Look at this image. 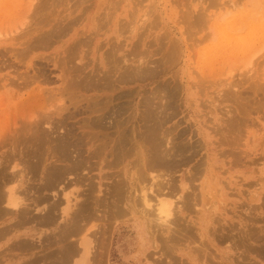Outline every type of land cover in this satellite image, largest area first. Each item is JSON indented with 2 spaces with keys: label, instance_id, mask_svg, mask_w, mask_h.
Segmentation results:
<instances>
[{
  "label": "rangeland",
  "instance_id": "rangeland-1",
  "mask_svg": "<svg viewBox=\"0 0 264 264\" xmlns=\"http://www.w3.org/2000/svg\"><path fill=\"white\" fill-rule=\"evenodd\" d=\"M15 1L16 0H0V11L2 10V8H4L0 12V17H2L1 14L9 17L6 20L5 16H3L4 23L8 26L2 27L1 25L5 24L2 23L3 20H0V62L3 61V63H0V65L2 66L0 67V104H2V106L0 105V108H2L0 109V128L3 129L5 128V126L8 127V125H5L7 123H5L6 119H4V117H7V119H9L7 121L9 122L12 121L15 117L20 116V113L22 114L23 112H25V110L27 112L23 113L24 115H26L29 111L35 109L37 111V109L39 108L37 106V103L40 102L36 103V108H31L29 107V105L35 106V104L31 105L29 101L27 102L26 100H23V98H21L23 94H26L28 90L34 88L36 85L40 84L42 89H45L46 91L48 89L51 92V94H49V92L44 93V97L47 98L45 99V104H51V101L54 98L55 101L53 100L52 102H56V100L58 99H56V97H61V94L57 92V89L61 87V81L59 79L61 70L60 68H55L53 64H51V62L48 63V60H45L44 57L46 59L49 58L50 61L53 58L58 57L57 55L62 53L65 46L67 47L71 43L70 39L72 36H74V33H77V31L87 32L85 36L83 35V37H81L82 39L85 38L86 40L90 41L89 46H86L84 48L87 58L85 57L83 63L90 62V66L85 71V73H91L92 68L94 67L95 71L100 70L99 72L101 73L99 76L102 77L104 73H107V71L105 67L103 68V66L105 65L101 64L100 62V56L104 54V52L106 53V51H109L110 49L112 50V47L113 49H118L115 51L112 50V53L117 51L113 54V59L115 58L114 61L116 63L114 67L116 69L110 66L112 67L111 71L113 70L116 75L114 77V74H112L113 72H111V77L113 76V83L114 81L117 82L115 83L116 91L112 93L106 92L104 94V92L101 91L99 92L93 90L92 92L89 91L86 93V91L82 90L80 91V93L79 91L76 92V94L73 96L69 93L67 94L66 92V96L64 97V99L67 106L69 104L71 105V103L73 102L72 107H69V111L76 114L74 118H70L68 120L69 124L79 126V123L82 122L83 119H85L86 115L81 114L80 112L83 111L85 104L87 106L88 102L85 99L86 97H88V99H92V97L96 98L98 96L105 98L106 95H111L114 97V100L112 99V105H114L116 110L119 109L118 111H120L121 109L127 107V109L125 108V110H123L125 114L123 113V111L118 112L115 120H123L125 122L128 121L127 124L129 127V131L134 130L135 132H132L137 134L139 138L144 136L143 138L148 142L147 139L149 137H147V135H150L149 132L152 123L147 118V114L153 113L154 110L156 111L155 108L157 107L159 108L157 109L158 112H161V106L164 105L165 102L167 103L168 101L169 104L171 103L172 107L167 111L169 121L165 124L166 126L164 128L169 131L172 129V135H180L178 137L176 136L177 138H179L176 140L177 142H187L186 144H189L188 146H191V148L189 147L188 149H191L192 151H188L187 154L185 152L184 155L187 156L191 154L190 152H192V160L190 159V162L186 160L188 163L185 162V160H183L184 162L181 160V163L183 162V165L180 164L179 166H175L176 168L171 170L173 173L168 171V173L171 174L168 175L169 178L166 174H164L166 172H162L165 170L155 171V175H158L156 174V172L159 173V180H161L162 177L163 179L166 178V180L170 179L172 180V182L175 181L174 184L177 186V188L179 189L178 192L180 193H178V197L181 195L185 196V193H187L186 188L190 186L188 182V173L191 170L193 172V168L196 164L201 162L204 163L208 159L210 162L209 164L213 165V171H210L212 168L210 167L208 171H204L203 174L200 173V178L195 181V191L198 190L196 193L198 195V198H200L199 205H201L195 209H204L205 214L203 213L202 217L207 220L206 222L208 225L215 223L217 219L220 221V224L225 225V232H219L220 234H218V240L215 241V244L218 246V248H220L224 257L232 255L233 259L235 258L236 260H234L241 264H243V262H245L246 264L248 262L255 264H264V256L258 255V252L256 253V250H253L255 247L258 248L260 247V244L263 245L264 243V206L263 208H261V205H264V189H261V186L264 188V0H218L219 2L216 0H213V2H211L212 0H86V2L84 0H43V2H40L42 0H38L39 4L42 3L41 5L36 3L37 0L36 2L32 0L34 2H31V4L33 3L32 6L34 5L32 9L29 6L30 4H26L30 3L28 2L29 0H26L27 2H23L24 0H20L21 3L23 2L22 4L19 3L20 1ZM235 2L236 4L234 5ZM18 3L21 5L16 6ZM47 3L49 5H47ZM37 4L40 6V8L41 6H44L43 9L41 8L43 11L45 10L44 14L41 12L42 10L40 11L39 7V10L33 9L35 6H38ZM45 5H47L48 7ZM9 7H11V9L13 10L17 9L19 13H17L18 11L12 12L11 16L10 13L13 10H10ZM20 7H22L21 10H19ZM24 7L28 8L26 12H28V14L30 13V16L24 13ZM186 8L190 11H188ZM29 9L33 10L35 12V15L36 13L41 12L39 13L41 15L38 14L41 18L37 15L35 16L39 17L40 20L39 18H35V20L33 18L34 16L31 18V10ZM204 9H207L205 12L206 14H204L206 16H209L207 17L209 18V21H206V16L202 15ZM188 12L191 13L189 14ZM198 12L199 14L202 13L200 15L204 17V19L202 18L204 20H202L203 22L201 20H197L199 21V23L196 22L197 17L195 15ZM23 13L28 16H24ZM71 13L72 15L70 17H65L69 16V14ZM107 13H111L110 16L109 14L108 16H106ZM199 14H197V16ZM13 15L14 17L17 15V19H15V21L17 22L21 18L24 20V16L26 19L24 21H21V19L20 21L21 24H23L22 22H24L23 25L28 24L27 27L22 25L24 28H22L23 30L21 31V29L19 28V25L21 26V24H19V22L17 29L20 30L15 29L19 32H12L17 25V22H14ZM211 15L212 18H210ZM80 16L81 18H79ZM193 16H195V20L192 19ZM64 17L67 19H63ZM184 17L186 20L183 19ZM27 18H30V23L33 22L31 23L32 28L29 26V23H25V21H28ZM42 18L44 19V22H48H46V24L48 25H46L43 21V23L41 22ZM75 19H79L75 22L76 25H73L74 31L76 32H74L72 28H69L67 31H65V33H63V37L54 39L55 42H52L51 46L49 44V47L45 46L47 48H42L39 46V48L34 47V44H38L36 43V37L38 36V33L36 32L37 29L34 28L41 27L39 29H42L43 32H47L53 28V25H58V23L68 24V22L74 21ZM5 20H9V22H6ZM38 21H40L39 23H42L44 25L39 24ZM96 21L99 23H96ZM36 22L38 24H36L37 26L34 27V24ZM190 22H192L193 24L189 25L191 24ZM194 22H196L195 25ZM204 22L205 24L207 22V25H205ZM11 23H13V25ZM95 24H101L98 26L100 28L96 30V33L94 31L95 27L93 28ZM198 26H201V29L200 27L198 28ZM219 26H221L222 28L224 27V30ZM7 28L9 30H12L9 31L7 30ZM27 28L29 30L31 29V34L29 33L30 35L25 33V29ZM6 30L8 33L5 32ZM89 30H91V32H88ZM22 33L24 35H22ZM223 33L225 34L223 35ZM1 34L6 36H4L5 39ZM25 39L27 42L25 41ZM58 39L60 41H58ZM181 39L187 42V48L183 46L181 49V54H177V57L173 56L175 57V60L173 57V59L168 58L167 53L169 46L173 45V43H176ZM171 41L172 44H170ZM17 42L19 44L24 42L25 43L23 45H19ZM64 42H66V44ZM26 44L31 45L29 51L32 49V47L37 49L31 50L32 52L29 53L28 48L30 46ZM25 46H28V48H26ZM9 48L10 52L8 51ZM23 48L24 50L26 49L28 51L29 55H27V51H24ZM21 49L25 52V55H22ZM13 50L16 52V56ZM2 53L4 54V56ZM104 55L106 56V54ZM18 59H21L20 62ZM23 59L25 60L24 63L21 62L23 61ZM78 59L74 61L72 65L78 64L81 58ZM124 60H127V62H124ZM165 60L168 62H166ZM219 60L220 63L218 64ZM27 63L30 66L27 65ZM142 63L145 64L143 66L140 65L142 66V68L139 69V72L133 69L134 67L136 68V66H139V64ZM117 64H119L118 67ZM129 65L131 66V70L129 69L130 71L135 70L134 72H132V78L130 76V79L128 78L127 81L119 82L122 77L123 71L128 69L127 66ZM96 67L97 70L95 69ZM121 67L123 68L121 69ZM148 68H151L150 72ZM37 70L38 72H36ZM40 70L45 72L46 76L44 77L48 79L47 83H49H44L45 79H43L44 77H42L38 79L40 81H42L41 79H43L41 83H32L33 85L28 84L27 87H29V89H27V87H24V81H22L24 78L22 79V77H24V75L28 73L32 74V76L36 75L40 72ZM107 70H109L108 67ZM136 73L139 74L134 75ZM18 76L19 79L21 78V81L17 78ZM12 78L13 81H16L18 83V85H15L17 88L13 86L14 83L16 84V82H13L12 85H9L11 84V82H9L8 79ZM49 79L51 80L49 81ZM4 85H7L6 88ZM18 87L20 88V90ZM230 87L232 89H230ZM12 88L14 91H17L20 94L17 99L14 98V96L9 92V89ZM232 93L233 96L231 95ZM55 94L56 97H53L52 95ZM234 94L236 96H234ZM89 96L91 98H89ZM232 97L235 99H233ZM3 99L6 103L3 101ZM43 99L44 98L41 99V103L45 101ZM48 99L51 100L49 101ZM17 100H21L20 102H22L23 100L25 102L20 103ZM47 100L49 103L47 102ZM8 101L10 103H7ZM30 101L32 102V100ZM14 102L18 103V106L16 103L17 107L15 106ZM24 103L25 106L20 107V105H23ZM3 104L4 106L8 107H3ZM26 105L28 106L26 107ZM10 107H12V110L10 109ZM28 107L31 108L29 111L27 110ZM252 107H255L256 109H252V111ZM18 108L19 110L21 109V112L17 111ZM22 108H24V110H22ZM257 108L259 110H257ZM148 109L150 110V112ZM9 110L12 113H10ZM38 111H41L40 108L38 109ZM69 111H66L64 113V117L70 115ZM5 112L9 113L11 119L8 114L5 115ZM233 112H235L236 114ZM15 113H19V115ZM232 113L235 115H237L238 113L237 117L240 116V119L237 118V120L233 121L234 123L231 121L230 117ZM23 114L21 115V117L23 116ZM60 118L61 117H55L54 121H59L61 120ZM230 123L233 124L231 125ZM224 124H227L230 129L227 128V126H225ZM6 128L2 130V133L6 130ZM147 128L148 130H146ZM232 128H234V131L232 130ZM237 128L238 130L236 132ZM145 131L146 134L144 135L143 133H145ZM139 134H141V136H139ZM116 135L117 134H114L113 136L116 137ZM233 137H235L236 139ZM145 141V144H142L143 142L141 141L143 147L140 146V148H136L138 149V155H141H139L140 158H142L143 156H148L147 154L150 145H148L149 147L146 146ZM234 142L237 144H235ZM138 144H140L139 141ZM5 149L3 150L7 151L8 147ZM136 149H134L133 155L131 153L129 154V157H127V161L125 160V163H121L122 165H116L111 169L108 168L106 162H101V164H99V160L96 161L97 159H92L91 162L86 165L88 166V171L85 165H83L84 168H80V170L82 169V171H84L85 169L86 171H84L83 173H81L82 171H79L78 175H81L78 177L79 183L75 181H73L72 183L71 181L73 180L75 174H73V176L70 175L71 177H68L66 175V183L65 181L62 182V184L57 183V185H55L51 190L44 192L48 198L45 203H38L37 205L35 204L31 207V218L34 217L31 219V221L25 223L23 222L25 221V219L21 218L18 215L16 219L12 218L11 215L6 218L0 219V230H2L3 227L4 229L11 228L10 230H12L10 234L5 235L6 238L2 239L1 237H3V235L0 236V264H29L33 258H35L33 259L35 261H33L32 264L58 263L57 260L61 258L60 254L63 251L61 248H64V250H66V248L68 249V247L71 246L72 243L76 246V240L82 236V238H87V243L91 242L88 247L90 248V253L92 255H94L95 252H100V264H157V261L155 260H158L157 257H159L161 252H163V250H165L166 248V244H164V238L166 236L168 237L169 235H164L163 232H159L158 241L156 243H152L151 240V242L149 243L146 240L143 241V238L141 236V229H139L141 228L140 221L137 219L135 220V216L133 215H128L130 216V218L128 219L127 215H120L122 216V218H120V216L104 214L105 212L102 211V209L97 211V213L90 211L89 214H86L87 216L84 217V221H81L80 223L81 227H83L84 225L83 229H85L83 230V233L84 231L85 233H82V236L79 235L78 237L77 234H65L64 237L59 238V236H61V231H64L63 229H65L66 224L71 218L70 215L76 209L77 204L83 201V198L85 197L84 192H88L91 184L92 186H94V188H91L89 192L94 190L95 194H93L98 196H100L98 191H107L108 185L111 186L112 184H115L114 182L116 180L119 181V179L126 180L128 182L127 184L130 185V188H128L129 191L132 190V174H134V172L136 173L137 168V166H135L133 163L137 159L138 163H135L138 166L140 165L139 157L136 158L135 156L137 155L134 154V152L137 153ZM31 150L32 149H25V152L34 157ZM142 150H146V152ZM177 158L179 159L181 157L178 156L176 157V159ZM33 160L34 158L30 161L32 162ZM128 161L131 163H129ZM95 164L98 166H96ZM40 166L38 171L35 170L34 172H31L29 176V178L31 177L32 181H29L28 185L31 186L33 184L31 187L32 189L29 188L31 192H37V189H39L38 186H40L41 180ZM91 169L92 171H90ZM160 172L163 173L164 177L162 173L160 174ZM105 174L107 175L105 176ZM152 174H154V172ZM114 176H116V179ZM81 178L82 180L85 179L84 182L81 180ZM205 180H207L206 184ZM146 183L147 182H145V184ZM28 185L27 187H30ZM214 189H216V191ZM222 191L224 193H222ZM217 193H219L220 195ZM259 193L261 197H257V194ZM201 194L203 197H201ZM56 199L58 200L56 201ZM213 199L215 200L214 202ZM30 200H34V195L30 197ZM202 200H204L203 203ZM55 201L57 202L59 208L57 207V209L55 210V213L52 216L53 218L49 219V221L45 224L42 223V211L47 207V205ZM214 203L217 204V208L211 209L212 211L209 212L206 211L207 208L213 207ZM108 204H110V202H108ZM69 209L71 211H69ZM65 210L69 212L67 213L65 212ZM250 210H253V212H251ZM57 211H61L60 214H58L59 212ZM249 212L251 213L249 214ZM195 214L196 210H193L192 213L185 211L184 213L179 214V217L182 218L181 222L185 223V220L186 222H188L189 218H191ZM88 215H90V217ZM102 215H104L103 219ZM250 216L254 219V223L250 222L248 223V226H243H246V230L249 229V231L254 233L252 240L246 241L249 245H246L245 243L243 244V242L240 240L241 243L239 242V246L237 245V248H235L236 246L234 247L233 245L234 243L236 244V242H232V237L237 236V234L239 233L238 231L243 230L242 227L238 224V220L239 218L243 217L246 219ZM108 217L110 219H108ZM185 217L188 218L186 219ZM137 218L139 217L137 216ZM101 219L104 222L101 221ZM212 219H214L215 221L213 222ZM255 219H257L258 221ZM39 220L42 224L39 222ZM231 226H234L235 230H230L229 227ZM13 227H15L17 232L14 231ZM9 229L7 230V232L9 231ZM194 229L193 233L197 231V228ZM105 230L106 234L104 233ZM98 231H101V233L98 234ZM222 233H226L227 236L224 237L225 239H221L222 236H219L222 235ZM147 234V236H150L148 231ZM195 234L192 235L191 232L192 237L188 240H181L180 238L178 239L175 237L173 241H170L169 243L171 244L172 250L174 252L173 257L165 259V256H163V263L173 264L175 261L176 264H189V249L193 247V249H196V247H199L200 245L198 242L200 241V239L198 238L199 233L196 232ZM229 235H231V237ZM226 238L228 239L226 240ZM97 239H99L100 245L102 242L104 243V245L103 243L101 245V247L103 246L102 249L101 247L97 246ZM16 242H20L18 246L16 245ZM20 248H23L22 250L24 253ZM7 249H9L10 251ZM26 249H28L29 251H25ZM92 249L95 251L94 253L91 252ZM247 249L249 250V253L247 252ZM18 251L22 253H18ZM57 254L59 255L57 256ZM13 255H15V257ZM208 255L209 256H207L206 259L199 255V263H202L204 260L206 264H216V262L218 263V257L220 256V253H218L216 247L211 245ZM171 259L174 260L171 261ZM159 260H161V258ZM70 261H72V259Z\"/></svg>",
  "mask_w": 264,
  "mask_h": 264
},
{
  "label": "bare ground",
  "instance_id": "bare-ground-1",
  "mask_svg": "<svg viewBox=\"0 0 264 264\" xmlns=\"http://www.w3.org/2000/svg\"><path fill=\"white\" fill-rule=\"evenodd\" d=\"M16 1H20V0H16ZM15 1V2H16ZM23 1V0H22ZM28 1V0H27ZM26 0H24L23 2H27ZM36 2V0H34ZM47 1V0H46ZM55 1V0H54ZM86 2V0H84ZM181 1V0H180ZM193 1V0H192ZM211 1V0H209ZM218 1V0H216ZM230 1V0H229ZM13 2V3H15ZM22 2V3H23ZM28 2L30 3H26L27 5L30 4L29 6L32 7V4L34 3L32 0H29ZM31 2H33L31 4ZM40 2H43L40 1ZM140 2V1H139ZM213 2V0L211 1ZM210 2V3H211ZM215 2V1H214ZM219 2V1H218ZM232 2V1H231ZM238 2V1H237ZM10 3V2H9ZM21 3V1L19 2ZM18 3V4H19ZM21 3V4H22ZM38 3V0L37 2ZM116 3V2H115ZM188 3V2H187ZM217 3V2H216ZM16 5V6H20L21 4L19 5ZM39 4V3H38ZM37 4V5H38ZM42 4V3H41ZM39 4V5H41ZM179 4V3H178ZM214 4V3H213ZM212 4V5H213ZM220 4V3H218ZM217 4V6H218ZM230 4V3H229ZM236 4V2L234 3V5ZM14 5V4H13ZM35 6L33 9H36V10H39L40 6ZM47 5H49L47 3ZM45 5V6H47ZM75 5V4H74ZM117 5V4H116ZM211 5V6H212ZM215 5V4H214ZM12 6V5H11ZM25 6V4H24ZM53 6V5H51ZM223 6V5H222ZM230 6H233V5H230ZM8 7V5H7ZM28 7V6H27ZM39 7V8H38ZM48 7V6H47ZM10 10H13L11 9V7H9ZM14 8H17V7H14ZM22 7L19 8V10H21ZM25 8V7H24ZM24 8H23V11H24ZM41 8L43 9L44 6H41ZM40 8V11L42 10ZM76 8V7H75ZM231 8H234V7H231ZM4 8H2L3 10ZM6 9V8H5ZM29 9V10H31ZM47 9V8H46ZM187 9V8H186ZM230 9V8H229ZM228 9V10H229ZM1 10V11H2ZM9 10V11H10ZM26 10H28V8H25V12L26 14H28V12H26ZM188 10V9H187ZM207 9H204V12L202 14L203 16L206 14ZM0 11V12H1ZM18 11L17 9H14L13 11H11L10 15L12 14V12H16ZM22 11V12H23ZM31 10V18L33 17L34 19L35 18H39L41 14L39 13H43L45 12V10L39 12V13H36L37 16L39 17H35L36 15L34 14L35 12ZM190 11V10H188ZM187 12V11H186ZM200 12V11H199ZM199 12L197 14H199ZM9 13V12H8ZM19 13V11L17 12ZM23 13V14H24ZM73 13V12H72ZM71 14H69V16H65V17H70ZM189 13V12H188ZM188 13H187V16H188ZM191 13V12H190ZM189 13V14H190ZM205 13V14H204ZM6 14V13H5ZM14 14V13H13ZM21 14V12H20ZM24 14V16L26 15ZM30 14V13H29ZM28 14V15H29ZM34 14V15H32ZM39 14V15H38ZM46 14V13H45ZM110 16L111 13H107L106 16ZM183 14V13H182ZM197 14L195 15L197 17L194 18L195 16H193L192 19H196V22L199 23V21L197 20H203L204 17L202 15H198ZM9 15V16H10ZM26 15V16H28ZM54 15V14H52ZM113 15V14H112ZM2 17H0V20H3L2 23H4V18L3 14H1ZM12 16V15H11ZM17 16V15H16ZM16 16L14 17V22L16 23L17 21H15ZM23 16L24 20L26 19L25 17ZM30 16V15H29ZM185 16V17H187ZM190 16V15H189ZM192 16V14H191ZM206 16V15H205ZM20 17V15H19ZM43 17V15H42ZM46 17V16H44ZM63 18V19H67V18ZM148 17V16H147ZM185 17L183 19H185ZM209 17V16H206V18ZM3 18V19H2ZM6 20L7 18H9L8 16H5ZM41 18V17H40ZM39 18V20H40ZM48 18V17H47ZM81 18V16L79 17ZM191 18V17H189ZM203 18V19H202ZM205 18V19H206ZM210 18H212V15L210 16ZM11 19V18H10ZM22 19V18H21ZM20 19V20H21ZM28 19V18H27ZM43 19V18H42ZM41 19V22L43 21L44 22V19L42 20ZM46 19V18H45ZM209 18L206 19V21L208 20ZM223 19V18H222ZM5 20V21H6ZM13 20V19H12ZM11 20V21H12ZM19 20V19H18ZM18 21L17 22V25L16 27L14 28V30L12 32H15L17 30H20L21 31L23 30L22 28H24L23 26H26V25H23L24 22H22L23 24H21V21H24L23 19L21 21ZM30 18L28 19V21H25V23H29V26L31 27V22L30 23ZM36 20V19H35ZM53 20V19H52ZM79 19H75L74 21H70L68 22V24H62V23H58V25H53V28L50 30V31H47V32H43L42 29H39L41 27H38V28H34L36 27L40 21H38V23L36 22L34 25V29H37V33H38V36L36 37V43L38 44H34V47H49L48 45L50 44V46L52 45V42H55L54 39L56 38H60V37H63V33H65V31H67L69 28H72L73 31H74V28H73V25H76V21H78ZM186 20V19H185ZM58 21V20H57ZM60 21H63V20H60ZM65 21V20H64ZM191 21V20H190ZM204 21V20H203ZM202 21V22H203ZM209 21V20H208ZM6 22H9L6 21ZM20 22V23H19ZM42 22V23H43ZM47 22V21H46ZM46 22H44L46 24ZM183 22V20H182ZM185 22V21H184ZM194 22V25L195 23ZM1 23V22H0ZM14 23V24H15ZM18 23L21 24V26L19 25V28L20 29H17V26H18ZM42 23H39V24H42ZM48 23V22H47ZM50 23V22H49ZM54 23V22H53ZM96 23H99L96 21ZM152 23V22H151ZM191 24L189 25H192L193 23L190 22ZM5 24V23H4ZM13 25V23H11ZM185 24V23H184ZM183 24V25H184ZM201 24V23H200ZM205 24V22H204ZM210 24V23H209ZM23 25V26H22ZM44 25V24H42ZM48 25V24H46ZM101 25V24H99ZM99 25L95 24L93 26V28L95 27V33H96V30L99 29L100 27H98ZM187 25V24H186ZM207 25V22L206 24ZM204 25V26H205ZM2 27L3 26H8V25H1ZM0 26V27H1ZM203 26V27H204ZM25 27V28H26ZM28 27V28H30ZM200 27L201 29V26H198V28ZM202 27V28H203ZM221 27V26H219ZM11 28V27H9ZM27 28V29H28ZM32 28V27H31ZM45 28V27H44ZM50 28V27H49ZM189 28V27H188ZM224 28V27H223ZM221 27V29H223ZM4 29V28H3ZM17 29V30H15ZM26 30L25 33L29 34L31 29L29 30ZM33 29V30H34ZM211 29V28H210ZM220 29V30H221ZM2 30V29H1ZM7 30H9L7 28ZM7 30L5 32H7ZM12 30V29H10ZM9 30V31H10ZM47 30V29H46ZM71 30V29H70ZM216 30V29H215ZM224 30V29H223ZM29 31V32H28ZM147 31V30H146ZM198 31V30H197ZM196 31V32H197ZM4 32V33H5ZM19 32V31H17ZM24 32V31H23ZM76 32V31H74ZM88 32H91V30H89ZM195 32V33H196ZM207 32V31H206ZM217 32V31H216ZM219 32V31H218ZM223 32V31H222ZM227 32V31H225ZM8 33V32H7ZM87 32L83 31V32H79L77 31V33H74L71 37V43L65 48L63 49L62 53H60L59 55H57L58 57L56 58H53L51 61L50 59H46L44 57L45 60H48L47 62H51V64H53V66L55 68H60V72L61 74L59 75V79L61 81V87L59 89H57L58 93L61 94V97H56V94L55 95H52L53 97H56V102H52L51 101V104H45L46 100L47 99L46 97H44V93L45 92H49V94H51V92L47 89V91L45 89H42L40 84L43 79H45L44 83L46 82L47 83V80L44 76L45 75V72L41 71L36 74V75H33L28 73V74H25L27 72H25L24 74V77H22V81L23 84H24V87H27L28 84H32V83H38L39 85H34L35 87L28 90V92L26 94H23L21 96V98H23V100H26L27 102L29 101V103H31V105L35 104V106H30L29 104V107H33V108H36V103L37 102H40L41 103V99L44 98L43 100V103H37L38 107L40 108L41 111H36L35 110H32V111H29L31 108H27V110L29 111L26 115H24L23 113H26L27 111L25 110V112H23V116L21 117V113H20V116L18 117H15L12 121H7L9 119H7V117L4 119H6V122L7 124L5 125H8L5 126L6 130L2 133V130L5 129H1L0 128V219L2 218H6L8 217L9 215H11L12 218H17V215L20 216L21 218H24L25 221L23 222H29L31 221L32 217L31 218V207L33 205H37L38 203H45V201L48 200L47 198V195L44 193L46 191H49L51 190L55 185H57V183H61L64 182L67 177L66 175L69 177L70 175L73 176V174H75V176L73 177V181L79 183V176L81 175H78L79 174V171H82V169L80 170V168H84L83 165H85V167H87V171H88V166H86L88 163L91 162V160H95L97 159L96 161H100L99 164H101V162H106V165L108 166V168H114V166L116 165H119L121 163H125V160L127 159V157H129V154L131 153L133 155V151L134 149L136 148H140V146H142V144H145L144 141L145 139L143 138L144 136L142 137H138L137 134H135L134 132L132 131H129V127H128V121L125 122L123 120H115V118L117 117L118 115V112H121L123 110H125V108L127 109V107L121 109L120 111L116 110V108L114 107L113 102H112V99L114 100V97L111 96V95H106V99L103 98V97H92V99H88V97H84L86 100H87V106H86V102L84 103L85 104V107L83 109L82 112H80L81 114H85L86 117L85 119H83L82 122L79 123V126H76V125H71L69 124L68 120L70 118H74L76 114H74L73 112L71 113L69 110V107H72V104L73 102L71 103V105L69 104L67 106L66 104V101L64 99V97L66 96V92L67 94L69 93L70 95H75L76 92L79 91H86L89 92V91H101V92H104V94L106 92L108 93H112L115 90V82L113 83V76L111 77L112 74H114V77L116 76L115 73L113 72V70L111 71L112 67H114L116 65L114 59H113V54L116 53L114 52L115 50H118V49H113L112 47V50H114L112 53V50L110 49L109 51H106V53L104 52V54H106V56L104 54H102L100 56V62L101 64L105 65L103 66V68L105 67L106 68V71L107 73H104V75L102 77H100V73L99 71H95L94 70V67L92 68V71L91 73H85V71L89 68L90 66V62L88 63H83L85 57L87 56L86 55V52L84 51V48L86 46H89V42L88 40H86L85 38L82 39L81 37H83V35L85 36ZM93 33V32H92ZM198 33V32H197ZM31 34V33H30ZM29 34V35H30ZM225 33H223L224 35ZM3 35V34H1ZM22 35H24L22 33ZM162 35V34H161ZM5 35H3L4 37ZM8 36V34H7ZM66 36V35H65ZM1 37V36H0ZM2 37V38H3ZM6 37V36H5ZM4 37V39H5ZM10 37V36H9ZM8 37V38H9ZM12 37V36H11ZM14 37V36H13ZM26 37V36H25ZM29 37V36H28ZM159 37V36H158ZM187 37V36H186ZM32 38V37H31ZM209 38V37H208ZM18 39V38H17ZM15 39V40H17ZM20 39V38H19ZM7 40V39H6ZM28 40V39H27ZM31 40V39H30ZM163 40V39H162ZM187 40V39H186ZM12 41V40H11ZM26 41V39H25ZM33 41V40H32ZM57 41V40H56ZM58 41H60L58 39ZM175 41V40H173ZM205 41V40H204ZM27 42V41H26ZM161 42V41H160ZM18 43V42H17ZM25 43V42H24ZM24 43H21L19 45H23ZM30 43V42H29ZM66 44V42H64ZM172 44V41L171 43ZM181 44V45H180ZM26 45H29V44H26ZM13 46V45H12ZM17 46V45H16ZM30 47L28 48V46H25L26 48H28V51L29 49L31 48V45H29ZM39 46V47H38ZM112 46V45H111ZM185 46L187 48V42L183 41L182 39L177 41L176 43H173V45L169 46V49H168V58H171L175 60V57L173 56H176L177 54L179 55V53L181 54V49L182 47ZM32 47L31 50H34V49H37V48H34ZM45 47V48H47ZM44 48V49H45ZM18 49V48H16ZM41 49V48H40ZM247 49V48H246ZM22 50V49H21ZM20 50V52H21ZM24 50V48H23ZM22 50V55L24 54L25 55V50L23 51ZM29 51V53H31L32 51ZM99 50V49H98ZM186 50V49H185ZM242 50V49H241ZM6 51V49H5ZM10 52V48L8 50ZM14 51V50H13ZM27 51V50H26ZM28 51L26 52L27 55H29ZM184 51V50H183ZM15 52V51H14ZM18 52V50H17ZM19 52V53H20ZM147 52V51H146ZM162 52V51H161ZM226 52V51H225ZM4 53V52H3ZM2 53V54H3ZM18 53V54H19ZM20 55V54H19ZM210 55V54H209ZM4 56V54H3ZM15 56H16V52H15ZM18 56V55H17ZM106 58H105V57ZM184 56V55H183ZM222 56V55H221ZM14 57V56H13ZM124 57V56H123ZM173 57V58H172ZM177 57V56H176ZM219 57V56H218ZM251 57V56H250ZM41 58V57H40ZM78 58H81V60L78 62V64H74V61H76ZM87 58V57H86ZM209 58V57H208ZM214 58V56H213ZM212 58V59H213ZM242 58V57H241ZM248 58V57H247ZM246 58V60H247ZM4 59V58H2ZM27 59V58H26ZM170 59V60H171ZM177 59V58H176ZM251 59V58H250ZM19 60V59H18ZM17 60V62H18ZM21 60V59H20ZM19 60V62H20ZM28 60V59H27ZM32 60V59H31ZM35 60V59H34ZM79 60V59H78ZM207 60V59H206ZM211 60V59H210ZM215 60V59H214ZM24 59L23 62L24 63ZM166 61V60H165ZM164 61V62H165ZM169 61V59H168ZM166 61V62H168ZM216 61V60H215ZM3 63V61H1ZM0 62V63H1ZM29 62V61H27ZM36 62V61H35ZM118 62V60H117ZM124 62H127V60ZM222 62V61H221ZM6 63V62H5ZM98 63V62H97ZM210 63V62H209ZM220 63V60L218 62V64ZM249 63V62H248ZM9 64V63H8ZM35 64V63H34ZM39 64V63H38ZM47 64V63H45ZM145 63H142V64H139V66H136V68L134 67L133 69H135L136 71H140L139 69L142 68V66L144 65ZM251 64V63H250ZM4 65V64H3ZM27 65H29L27 63ZM43 65V64H42ZM95 65V63H94ZM98 65V64H97ZM119 64H117V67H118ZM142 65V66H140ZM169 65V64H168ZM213 65V64H212ZM211 65V67H212ZM12 66V65H10ZM30 66V65H29ZM93 66V65H91ZM112 66V67H110ZM146 66V65H145ZM0 67H2L0 65ZM4 67V66H3ZM6 67V65H5ZM107 67L109 68V70H107ZM130 65L127 66L128 69L124 70L123 73H122V77L121 79L119 80V82H125L127 81V79L131 76L132 78V72H134L135 70H132L130 71ZM205 67V66H204ZM34 68V67H33ZM115 68V67H114ZM123 67H121L122 69ZM126 68V67H125ZM1 69V68H0ZM97 70V67L95 68ZM116 69V68H115ZM118 69V68H117ZM130 69V70H129ZM149 69V68H148ZM58 70V69H57ZM151 68L149 69V72H150ZM207 70V69H206ZM45 71V70H44ZM102 71V70H101ZM105 71V72H106ZM116 71V70H115ZM143 71V70H142ZM157 71V70H156ZM214 71V70H213ZM20 72V71H19ZM38 72V70L36 71ZM104 72V71H103ZM111 72H113L111 74ZM209 72V71H208ZM212 72V71H211ZM14 73V72H13ZM17 73V72H16ZM23 73V72H22ZM142 73V72H141ZM148 73V72H147ZM20 74V73H18ZM48 74V73H47ZM139 74V73H138ZM137 73L134 74V75H138ZM215 74V73H214ZM22 75V74H21ZM20 75V76H21ZM150 75V74H149ZM213 75V74H212ZM17 76V75H16ZM28 76V77H27ZM141 76V75H140ZM154 76V75H153ZM8 77V76H7ZM44 77L43 79H41L42 81L38 80L40 78ZM50 77V76H49ZM221 77V76H220ZM19 79V76L17 77ZM211 78V77H210ZM21 79V78H20ZM19 79V80H20ZM130 79V78H129ZM209 79V78H208ZM9 82H11V84L9 85H12L13 82H16V81H13V78L12 79H8ZM12 80V81H10ZM51 79H49L50 81ZM2 81V80H1ZM21 81V80H20ZM118 81V80H117ZM19 82V81H18ZM57 82V81H56ZM5 83V82H4ZM49 83V82H48ZM47 83V84H48ZM51 83V82H50ZM53 83V82H52ZM221 84V83H220ZM15 85H18V83L16 82V84L14 83V87H16ZM33 85V84H32ZM46 85V84H45ZM214 85V84H213ZM5 86V85H4ZM7 86V85H6ZM5 86V88H6ZM31 86V85H30ZM44 86V85H43ZM22 87V86H21ZM1 88V87H0ZM17 88V87H16ZM19 88V87H18ZM162 88V87H161ZM22 89V88H21ZM27 89H29V87H27ZM26 89V90H27ZM230 89H232L230 87ZM10 93L14 96V98H18L20 96V94L17 92V91H14L13 88L12 89H9ZM20 90V88H19ZM253 90V88H252ZM23 91V90H22ZM53 91V90H52ZM55 92V91H54ZM56 92V93H57ZM98 92V93H99ZM257 92V91H255ZM22 93V92H21ZM237 93V92H235ZM239 93V92H238ZM242 94V93H241ZM59 95V94H58ZM79 95V94H77ZM88 95V94H87ZM113 95V94H112ZM233 96V93L231 94ZM3 96V95H2ZM60 96V95H59ZM71 96V97H72ZM96 96V95H95ZM165 96V95H164ZM234 96H236L234 94ZM11 97V96H10ZM25 97V98H24ZM229 97V96H228ZM254 97V96H253ZM80 98V97H79ZM89 98H91L89 96ZM102 98V99H100ZM118 98V97H117ZM149 98V97H148ZM233 98V97H232ZM231 98V99H232ZM252 98V97H251ZM83 99V98H82ZM228 99V98H227ZM230 99V100H231ZM235 99V98H233ZM232 99V100H233ZM247 99V98H246ZM1 100V99H0ZM8 100V99H7ZM22 102H25L23 101ZM32 100V102L30 101ZM49 100V99H48ZM47 100V102H48ZM51 100V99H50ZM49 100V101H50ZM75 100V99H74ZM80 100V99H79ZM78 100V101H79ZM116 100V99H115ZM144 100V99H143ZM154 100V99H153ZM4 101V99H3ZM2 101V102H3ZM18 101V100H17ZM21 101V100H20ZM18 101V102H20ZM55 101V100H54ZM76 101H77V98H76ZM74 101V102H76ZM85 101V100H84ZM149 101V99H148ZM234 101V100H233ZM232 101V102H233ZM5 102V101H4ZM20 102V103H22ZM35 102V103H33ZM68 102V101H67ZM251 102V101H250ZM6 103V102H5ZM7 103H10L9 101ZM15 103V106H16V103L17 102H14ZM49 103V102H48ZM81 103V102H80ZM146 103V102H145ZM248 103V102H247ZM263 103V102H262ZM40 104V105H39ZM149 104V103H148ZM153 104V103H152ZM250 104V103H249ZM2 106V104H0ZM26 105V107L28 106ZM237 105V104H236ZM235 105V106H236ZM253 105V104H252ZM0 106V107H1ZM17 106H18V103H17ZM16 106V107H17ZM23 107L25 106V103L22 105H20V107ZM120 106V105H119ZM123 106V105H122ZM160 106V105H159ZM248 106V105H247ZM256 106V105H255ZM258 106V104H257ZM256 106V107H257ZM261 106V104H260ZM3 107H8V106H4L3 104ZM15 107V108H16ZM25 107V108H26ZM76 107V106H75ZM124 107V106H123ZM151 107V106H149ZM171 103L169 104L168 101L167 103L165 102L164 105L161 106V109L162 111L161 112H158L157 109H159L158 107L155 108L156 111L152 110L153 113H150V114H147L150 112H147L145 114H147V118L151 121V129H150V135H147V137H149L146 142V146L150 145V148L148 149V156H143L142 158L139 157L138 155V149H136L137 153L134 152V154H136L137 156H135L136 158L139 157V162H140V165L138 166L136 163H138L137 159L134 161V165L137 166L136 168V173L134 172L133 175V187H131V191H129L128 188H130V185H128L127 181L126 180H120L119 181H115L114 183L115 184H112L111 186H109L108 184V190L107 191H98L99 195H94L95 194V191H90L89 190L92 188H94V186H92L91 184V187L88 189V192H84L85 194V197L83 198V201L78 203L77 206H76V209L73 211V213L70 215L71 218L70 220L68 221V223L66 224L65 226V229H63L64 231H61V236H59V238H62L65 236V234H77L78 237L79 235L82 236V233H83V227H81V221H84V217H86L87 215L86 214H89L90 211H93L94 213H97V211H99L100 209H102V211H104L105 213L104 214H109V215H112V216H120V215H133L135 216V220H139L140 221V227L139 229H141V236L143 238V241H148L152 243H156L158 241V233L159 232H163L164 235H169L168 237L166 236L164 238V244H166V248L165 250H163V252H161L160 256L157 257L158 260L161 258V260H155L157 261L156 263L157 264H164L163 261H162V257L165 256V259H168V258H172L173 257V250H172V247H171V244L169 243L170 241H173L176 238H180L181 240H188L189 238L192 237L193 234H195L196 232H198L199 234V239L200 241L199 242V247H196V249H193V248H190L189 249V252H188V256L190 257V262L189 264H206L205 260L202 262V263H199L198 259H199V255H201L203 258L206 259L207 256H209V249H210V246H214L216 247V250L218 251V253H220V256L218 257V263L216 262V264H241V263H238L236 262L234 259H233V256L230 255V256H227V257H224L222 255V252L220 250V248H218V246L215 244L216 240H218V234H220L219 232H225V225H222L220 224L219 220L217 219L215 223H212L211 225H208L207 224V220L202 217V214L204 213V209L200 208L199 210L195 209L201 205L200 204V198H198V195H197V191H195V181L200 178L199 177V174H203L204 171H208L210 167H212L213 165H210L209 163V160L207 159L204 163H198L194 166L193 168V172L192 170L188 173V182H189V187L186 188L187 190V193H185V196H179L178 197V188L177 186L174 184V182H172V180L170 179H167L166 178H162L161 177V180H159L160 178V175L159 173L156 172V174L158 175H155V171H161V170H165V171H162L164 174H166L167 176L170 174L168 173L169 172H172L171 170H173L174 168H176L175 166H179L180 164L183 165L182 163L184 162L183 160H185V162L187 161H191V156H192V152H190L191 154L189 155H184V153L186 152V154L188 153V151H192L191 149L189 150L188 148L191 146H188L186 143H180L177 142L176 140L179 139L177 138V134L176 136L175 135H172V129L169 131V130H166L164 127L166 126L165 124L169 121V117L167 115V111L171 108ZM238 107V106H237ZM249 107V106H248ZM251 107V105H250ZM263 107V105H262ZM74 108V107H73ZM78 108V107H77ZM76 108V110H77ZM154 108V107H153ZM2 109V108H0ZM5 109V108H4ZM10 109L12 110V107H10ZM14 109V108H13ZM151 109V108H150ZM234 109V108H233ZM232 109V111H233ZM252 109H256L255 107H252ZM21 110V109H20ZM19 108H18V112L20 111ZM22 110H24V108H22ZM81 110V109H80ZM235 110V109H234ZM248 110V109H247ZM250 110V111H251ZM257 110H259L257 108ZM6 111V110H5ZM10 111V110H9ZM15 111V110H14ZM68 112L70 113V115H68L67 117H64V113L65 112ZM79 111V110H78ZM253 111V110H252ZM21 112V111H20ZM127 112V111H126ZM237 112V111H236ZM10 113H12L10 111ZM123 113L125 114V112L123 111ZM160 115H159V114ZM229 113V112H228ZM235 113V112H233ZM230 116L231 117V121H235L238 119H240V116L237 117V115L233 114ZM251 113V112H250ZM253 113V112H252ZM9 116V113L5 112V115ZM15 114H18L19 113H15ZM143 115V114H142ZM16 116V115H15ZM249 116V115H248ZM10 117V116H9ZM55 117H61L59 121L56 120V122L54 121V118ZM251 117V116H250ZM1 118V117H0ZM248 118V117H247ZM11 119V117H10ZM82 119V118H81ZM222 119V118H221ZM131 120V119H130ZM223 120V119H222ZM222 123V122H221ZM234 123V122H233ZM232 123V124H233ZM78 124V122H77ZM231 124V123H230ZM231 124V125H232ZM249 124V123H248ZM255 124V123H254ZM225 125V124H224ZM252 125V124H251ZM220 126V125H219ZM225 126H227V128L230 129V127L226 124ZM253 126V125H252ZM149 127V128H150ZM243 127V126H242ZM112 129V130H111ZM114 129V130H113ZM136 129V128H134ZM234 128H232L233 130ZM148 130V128L146 129ZM232 130H229V131H232ZM238 128L236 129V132H237ZM201 131V130H200ZM223 131V130H222ZM227 131V130H226ZM234 131V130H233ZM221 132V131H220ZM148 133V134H149ZM114 134H117L116 137L113 136ZM142 134V133H141ZM141 134H139V136H141ZM144 135L146 134V131L145 133H143ZM228 134V132H227ZM239 134V133H237ZM134 135H137V136H134ZM182 135V134H181ZM225 135V134H224ZM223 136V135H222ZM227 136V135H226ZM238 136V135H237ZM183 137V136H182ZM229 137V135H228ZM240 137V136H239ZM138 138V139H137ZM181 138V137H180ZM232 138V137H231ZM235 138V137H233ZM238 138V137H237ZM134 139V140H133ZM225 139V138H224ZM236 139V138H235ZM234 139V140H235ZM232 140V139H231ZM233 140V141H234ZM250 140V139H249ZM138 141L140 142V144H138ZM143 143H142V142ZM179 141V140H178ZM183 141V140H182ZM223 141V140H222ZM240 141V140H239ZM238 141V142H239ZM189 142V141H188ZM225 142V140H224ZM142 143V144H141ZM148 143V144H147ZM200 143V142H199ZM235 143V142H234ZM205 144V143H204ZM233 144V143H232ZM237 144V143H235ZM198 145V144H197ZM212 145V144H211ZM145 146V147H146ZM7 151H4L3 149L7 148ZM143 147V146H142ZM149 147V146H148ZM194 148V146H193ZM192 148V149H193ZM232 148V147H231ZM25 149H32L31 152L33 154L34 157L30 156L29 154H27L25 152ZM6 150V149H5ZM144 151V150H142ZM140 152V151H139ZM146 152V150L144 151ZM141 153V152H140ZM194 153V152H193ZM208 153V152H207ZM245 153V152H244ZM207 155V154H206ZM209 155V154H208ZM26 156V157H25ZM28 156V157H27ZM30 156V157H29ZM141 156V155H140ZM181 157V158H177L176 157ZM131 157V155H130ZM29 158V159H28ZM31 158V159H30ZM34 158V160L31 162L30 160H32ZM195 158V157H194ZM213 158V157H212ZM130 159V158H129ZM134 159V158H133ZM191 159V160H190ZM218 159V158H217ZM132 160V159H131ZM181 160L183 161L181 163ZM187 160V161H186ZM216 160V159H215ZM21 161V162H20ZM127 161V160H126ZM129 162V161H128ZM136 162V163H135ZM131 163V162H129ZM188 163V162H187ZM98 164V163H97ZM239 164V163H238ZM41 165V166H40ZM94 165V164H93ZM96 165V164H95ZM105 165V164H104ZM122 165V164H121ZM130 165V164H129ZM39 166H40V169H41V180H40V186L39 189H37L38 191H34V192H31V190L29 188L32 187V185H28L29 181H32L31 177L29 178L31 172H34L35 170L38 171L39 169ZM90 166V164H89ZM98 166V165H96ZM134 167V166H132ZM104 168V167H103ZM90 169V167H89ZM123 169V168H121ZM132 169V168H131ZM84 171H86L84 169ZM84 171H82L81 173H83ZM92 171V169L90 170ZM123 171V170H122ZM120 171V172H122ZM131 171V170H130ZM150 171V172H149ZM175 171V170H174ZM210 171H213V167L211 168ZM119 172V171H118ZM154 172V174H152ZM160 172V174L162 173ZM131 173V172H130ZM162 173V175H163ZM173 173V172H172ZM206 173V172H205ZM204 173V174H205ZM35 174V173H34ZM114 174V172H113ZM120 174V173H119ZM152 174V175H151ZM200 174V176H201ZM39 175V174H38ZM36 175V176H38ZM104 175V174H103ZM107 174H105L106 176ZM118 175V174H117ZM136 175V176H135ZM151 175V176H150ZM155 175V176H154ZM161 175V176H162ZM165 175V176H166ZM171 175V174H170ZM210 175V174H209ZM70 176V177H71ZM112 176V175H111ZM159 176V177H158ZM115 179H116V176H114ZM118 177V176H117ZM136 177V178H135ZM164 177V175H163ZM211 177V176H210ZM213 177V176H212ZM111 178V177H110ZM119 178V177H118ZM117 178V179H118ZM169 178V176H168ZM215 178V177H214ZM88 179V178H87ZM86 179V180H87ZM206 179V178H205ZM213 179V178H212ZM82 180V178H81ZM80 180V181H81ZM85 180V179H84ZM84 180H82L84 182ZM89 180V179H88ZM92 181V180H91ZM112 181V180H111ZM114 181V180H113ZM124 181V182H123ZM206 181L205 180V184H206ZM218 181V180H217ZM82 182V184H83ZM145 182H147L145 184ZM210 182V181H209ZM66 183V181H65ZM93 183V182H92ZM110 184V183H109ZM30 186V187H27ZM60 186V185H59ZM215 186V185H214ZM222 186V185H221ZM57 187V186H56ZM184 187V186H183ZM199 187V185H198ZM205 187V186H204ZM223 187V186H222ZM206 188V187H205ZM213 188V187H212ZM228 188V187H227ZM32 189V188H31ZM35 189V188H34ZM184 189V188H183ZM261 189L263 190L264 188L261 186ZM56 190V189H55ZM211 190V189H210ZM216 191V189H214ZM138 192V194H137ZM211 192V191H210ZM217 192H218V189H217ZM94 193V194H93ZM222 193H224L222 191ZM57 194V193H56ZM180 194V193H179ZM219 194V193H217ZM216 194V195H217ZM221 194V192H220ZM219 194V195H220ZM34 195V200H30V197ZM82 195V194H81ZM209 195V194H208ZM55 196V195H54ZM95 196V197H94ZM260 196V193L257 194V197ZM179 200H178V198ZM201 197L202 194H201ZM211 197V196H209ZM217 197V196H216ZM225 197V196H224ZM261 197V196H260ZM212 198H215V197H212ZM59 199V198H58ZM56 199V201L58 200ZM92 199V200H91ZM94 199V200H93ZM112 199V200H111ZM195 199H196V202H195ZM224 199V198H222ZM221 200V199H220ZM53 202V203H50L49 205H47V207L42 211V215H43V219H41L42 223H47L49 221V219L53 218V214L55 213V210L57 209L58 207V204L57 202ZM131 201V202H130ZM198 201V202H197ZM215 200L213 199V202ZM219 201V200H218ZM108 202H110V204H108ZM195 202V203H193ZM204 202V200H202V203ZM48 203V202H47ZM93 204V205H92ZM213 204V203H212ZM224 204V203H223ZM73 206V205H72ZM71 206V207H72ZM264 205H261V208H263ZM70 207V208H71ZM207 207V206H205ZM250 207V206H249ZM59 208V207H58ZM217 208V204L214 203L213 207H209L207 208L206 211H212L211 209H216ZM35 209V208H34ZM64 209V208H63ZM62 209V210H63ZM220 209V208H219ZM260 209V208H258ZM61 210V211H62ZM193 210H196V214L194 216H192L191 218H189L188 222H186L185 220V223H182L181 222V217H179V214H182L184 213L185 211L186 212H189V213H192ZM254 210V209H253ZM253 210H250L251 212H253ZM61 211H57L59 212L58 214H60ZM69 211H71L69 209ZM68 211V212H69ZM65 212H67L65 210ZM64 212V213H65ZM67 212V213H68ZM224 212V211H223ZM249 212V214L251 213ZM92 213V214H94ZM207 213V212H206ZM199 214V215H198ZM205 214V213H204ZM253 214V213H252ZM41 215V216H42ZM66 215V214H65ZM97 215V214H95ZM214 215V214H213ZM228 215V214H227ZM255 215V214H254ZM90 217V215H88ZM103 216L102 215V219H103ZM137 216L139 218H137ZM216 216V215H215ZM226 216V215H225ZM36 217V216H35ZM56 217V216H55ZM54 217V218H55ZM124 217V216H123ZM183 217V216H182ZM208 217V216H207ZM227 217V216H226ZM39 218V217H38ZM36 218V219H38ZM48 218V219H47ZM120 218H122V216H120ZM130 218V216H128V219ZM186 218V217H185ZM188 218V217H187ZM186 218V219H187ZM222 218V217H221ZM250 218V219H249ZM249 218H239V222L238 224L242 227L243 230L241 231H238L239 233L237 234V236H234L232 237L233 238V241L232 242H236V244L234 243V247L237 248V245L239 246V242L241 243V241L243 242V244L245 243L246 245H249L247 244L248 242L246 241H251L252 240V237L254 235L253 232L246 230V226H248V223L252 222L254 223V219L250 216ZM257 218V217H256ZM101 219V221H103ZM108 219H110L108 217ZM215 219V217H214ZM214 219L213 222L215 221ZM107 220V219H106ZM209 220V219H208ZM257 220V219H255ZM54 221V220H53ZM52 221V222H53ZM245 221V222H244ZM258 221V220H257ZM34 222V221H32ZM36 222V220H35ZM40 222V220H39ZM40 222V223H41ZM104 222V221H103ZM231 222V221H230ZM16 223V222H15ZM41 223V224H42ZM20 224V222H19ZM210 224V223H209ZM226 224V223H225ZM101 225V224H100ZM234 225V224H233ZM243 225H246V226H243ZM21 226V225H20ZM211 226V227H209ZM102 227V226H100ZM18 228V227H17ZM64 228V227H63ZM82 228V229H81ZM104 228V227H102ZM101 228V229H102ZM194 228H197V231L195 233L194 232ZM211 228H212V231H211ZM227 228V227H226ZM9 228H5L4 227L2 228V230H0V236L3 235V237H1L2 239L3 238H6L5 235H8L11 233L12 230L9 229V231L7 232ZM14 231L17 232V230L15 229V227H13ZM194 229V230H193ZM230 230H235L234 226H231L229 227ZM103 231V230H102ZM147 231L149 232V235L150 236H147ZM229 231V230H228ZM100 234L101 231H98ZM106 232V230L104 231V233ZM191 232H192V235H191ZM233 232V231H231ZM85 233V231H84ZM83 233V234H84ZM103 233V232H102ZM106 234V233H105ZM197 235V234H195ZM219 236H222V238H224L226 235V233H222V235H219ZM231 237V235H229ZM83 237V236H82ZM82 237H79L78 239L82 240L80 242V244L83 246V253H84V256H83V260H81L82 264H88L89 261H92V263L94 264H100V260H101V256H100V252H95L94 255H91L92 256V259H91V256H90V248L88 247V245L91 244V242H88L86 241L87 238H82ZM100 237V236H99ZM255 237V236H254ZM0 238V239H1ZM102 238V237H101ZM238 238V239H236ZM78 239L76 240V242L78 243ZM106 239V238H105ZM225 239V238H224ZM228 238H226L227 240ZM99 241V239H97ZM151 240V241H150ZM232 240V239H231ZM241 240V241H240ZM254 240V239H253ZM11 241V240H10ZM21 241V240H20ZM97 241V246L98 247H101L100 245V241L98 242ZM222 241V240H221ZM23 242V241H22ZM21 242V243H22ZM66 242V241H65ZM69 242V241H67ZM195 242V241H194ZM223 242V241H222ZM220 242V243H222ZM229 242V241H228ZM17 243V242H16ZM15 243V244H16ZM20 242H18L16 245L18 246ZM196 243H197V239H196ZM48 244V243H47ZM170 244V246H169ZM11 245V244H10ZM9 245V246H10ZM13 245V244H12ZM104 245V243H103ZM192 245V243H191ZM190 245V246H191ZM241 245V244H240ZM244 245V246H246ZM26 246V245H24ZM165 246V245H164ZM260 247H255L253 250L255 251L256 250V253L258 252V255H263L264 256V243L263 245L260 244L259 245ZM23 247V246H22ZM243 247V246H242ZM10 248V247H9ZM16 248V247H15ZM103 248V246L101 247V249ZM106 248V247H105ZM209 248V249H208ZM253 248V247H252ZM21 249V248H20ZM23 249V248H22ZM21 249V250H22ZM63 251L61 252V258L58 261V263H55V264H70L72 263L73 261V258L76 257V255L80 254V251L81 249H79V247L75 245H72L68 247V249L66 248V250H64V248H61ZM250 249V248H248ZM247 249V252L249 253V250ZM9 250V249H7ZM28 249H26L25 251H27ZM10 251V250H9ZM14 251V250H13ZM29 251V250H28ZM166 251V252H164ZM3 252V251H2ZM15 252V251H14ZM13 252V253H14ZM17 252V250H16ZM23 252V250H22ZM22 252H19L18 253H22ZM246 252V251H245ZM246 252V253H247ZM252 252V251H251ZM12 253V252H11ZM24 253V252H23ZM15 254V253H14ZM57 254V256L59 255ZM195 254V255H194ZM217 254V252H216ZM17 255V253H16ZM186 255V254H185ZM15 257V255H13ZM52 256V255H51ZM212 256V255H211ZM201 257V259H202ZM261 257V256H260ZM49 258V257H48ZM156 258V259H157ZM188 258V257H187ZM35 259V258H33ZM30 262L32 264L33 260ZM37 259V258H36ZM72 259V261H70ZM189 259V258H188ZM244 259V258H243ZM174 260V259H171V261ZM56 261V260H55ZM67 261V263H66ZM69 261V262H68ZM162 261V262H161ZM244 261V260H243ZM29 262V261H28ZM29 263V264H30ZM42 263V262H41ZM46 263V262H45ZM49 264V263H48ZM50 264H54V263H50ZM173 264H176V262L174 261ZM178 264V263H177ZM214 264V263H213ZM243 264H246L245 262H243ZM247 264H255V263H247Z\"/></svg>",
  "mask_w": 264,
  "mask_h": 264
},
{
  "label": "crops",
  "instance_id": "crops-1",
  "mask_svg": "<svg viewBox=\"0 0 264 264\" xmlns=\"http://www.w3.org/2000/svg\"><path fill=\"white\" fill-rule=\"evenodd\" d=\"M79 242H81L80 239L78 240V243H77V246L79 247V249H81L80 254H78L76 257L73 258V261L71 264H82L81 260H83L84 253H83V247L79 244ZM91 252L94 253L95 251L92 249ZM91 255L92 254H90V256ZM91 259H92V256H91ZM88 264H94V263H92V261H89Z\"/></svg>",
  "mask_w": 264,
  "mask_h": 264
}]
</instances>
